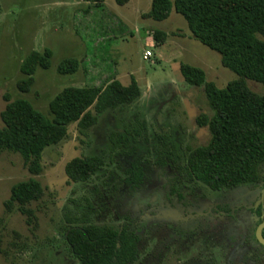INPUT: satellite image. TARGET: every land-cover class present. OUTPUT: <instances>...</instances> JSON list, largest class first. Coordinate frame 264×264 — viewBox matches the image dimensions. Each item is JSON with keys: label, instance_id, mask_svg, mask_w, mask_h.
Wrapping results in <instances>:
<instances>
[{"label": "rangeland", "instance_id": "obj_1", "mask_svg": "<svg viewBox=\"0 0 264 264\" xmlns=\"http://www.w3.org/2000/svg\"><path fill=\"white\" fill-rule=\"evenodd\" d=\"M150 3L0 0V112L6 104L3 96L8 95L12 101L27 100L50 119L48 103L61 90L98 86L106 77H116L123 85L133 77L141 90L131 106L97 115L85 135L76 124L68 125L66 139L44 149L39 175H31L18 154L0 153V264H77L64 235L67 227L80 223L133 225L139 238L133 264H257L259 248L251 235L254 220L245 218L243 225L235 221L231 228L222 214L213 220L219 211L209 208L238 200L230 197L231 203L214 204L211 197L221 192L187 180L183 169L187 150L209 140L207 127H198L196 118L211 116V111L202 87L186 83L180 66L200 69L205 81L218 89L240 78L222 67L219 54L192 37L174 10L162 21L143 18ZM155 31L165 37L148 48L151 56L144 60L146 35L152 39ZM44 49L51 51L49 68L36 69L29 92H19L21 61L31 51ZM69 58L79 60L78 71L58 74L57 65ZM91 58L96 66H89ZM245 82L252 92L262 93L261 85ZM90 111L95 115L93 108ZM137 121L146 123V134L141 132L133 153L126 157L121 151L128 148H115L109 136ZM94 155L104 162L96 176L87 183L66 177L67 162ZM135 163L142 179L129 187L127 171ZM29 178L40 182L43 195L29 205L33 216L27 223L16 207L7 212L3 203L13 184ZM244 187L242 196L249 189L254 198L261 188ZM177 193L185 197L177 200Z\"/></svg>", "mask_w": 264, "mask_h": 264}, {"label": "trees", "instance_id": "obj_2", "mask_svg": "<svg viewBox=\"0 0 264 264\" xmlns=\"http://www.w3.org/2000/svg\"><path fill=\"white\" fill-rule=\"evenodd\" d=\"M84 1L95 5L104 2ZM115 1L118 5L128 2ZM172 10L183 17L192 37L219 54L222 67L240 78L218 89L205 81L200 69L180 66L186 83L202 87L211 111V116L200 114L196 118L198 127H207L209 140L205 145L187 150L183 166L185 177L216 191L255 184L264 175V0H151L149 11L142 17L162 21ZM164 37L161 32L152 34L155 45ZM50 57L51 51L44 49L31 51L21 61L19 72L23 78L16 83L19 92H29L36 69H48ZM79 67L77 59L69 58L57 65L56 72L70 75ZM246 80L261 85L262 93L252 92ZM140 95L133 77L128 85L110 77L99 86L64 88L48 103L50 119L34 110L27 100L12 101L4 95L6 104L0 112V153L18 154L27 171L33 176L39 175L44 149L65 140L68 125L76 124L78 131L85 135L96 124L97 115L131 106ZM146 127L144 121H137L120 133H111L109 139L115 148H128L121 153L129 157L141 132L146 134ZM143 139L147 142L145 136ZM103 166L102 158L96 155L74 158L65 164L64 173L71 182L87 183ZM127 173L125 183L129 187L141 182V169L136 163ZM42 195L40 182L29 178L11 186L10 196L3 206L7 212L16 207L28 223L33 216L29 205ZM262 210L264 214V207ZM64 238L77 264H133L138 257L139 238L135 227L129 223H122L118 228L80 223L67 227ZM260 253L264 259L262 246Z\"/></svg>", "mask_w": 264, "mask_h": 264}, {"label": "flooded vegetation", "instance_id": "obj_3", "mask_svg": "<svg viewBox=\"0 0 264 264\" xmlns=\"http://www.w3.org/2000/svg\"><path fill=\"white\" fill-rule=\"evenodd\" d=\"M244 186H251L254 188L261 187V188L256 193L255 198H254V196L252 194H250L251 190H249V189H247L248 192H247L246 196H242L241 192L244 193V189H245ZM208 189L211 190L210 188H208ZM235 189H237V190H235ZM188 190L191 191L190 189H188ZM226 190H228V191L232 190L233 194H227L226 195V193H225ZM233 190H235V191H233ZM211 191H216V190H211ZM216 192H221L222 194L221 193L215 194L216 198L211 197L212 199L216 200V201H214V204L221 205L223 203H231L232 199H230V197H234L238 201L234 205L223 204L222 206L217 207V208H213V207L209 208L212 210L214 209V210L219 211V212H215L213 214L214 215L213 220H219L220 218L218 215L222 214L224 219L226 220V222L229 221V223L226 225L227 228L233 227V223L234 224L236 222L238 223V221H239V223H241L243 225L245 218H247L249 221L254 220V223L256 224V226H255L254 232L251 235H252L254 242L256 243V245L259 248V251H258L259 257L257 260V264H263L264 259H263L262 254L260 253V246H262V245L257 241L256 236H255V231H256V228L258 227V225L264 219V214L262 212L263 211L262 209L264 207V175H263L262 180L255 183V184H241V185H238V186L233 187V188L219 190ZM176 196H177V200L185 197L182 194H178V193ZM219 201H221V202H219ZM214 204H212V205H214ZM223 207L226 210H224ZM203 215L206 216V214H203ZM216 217H218V218H216ZM249 230H251V228H249ZM263 230H264V227L261 229L260 235L264 239V237L262 236ZM255 258H257V257L255 256Z\"/></svg>", "mask_w": 264, "mask_h": 264}, {"label": "crops", "instance_id": "obj_4", "mask_svg": "<svg viewBox=\"0 0 264 264\" xmlns=\"http://www.w3.org/2000/svg\"><path fill=\"white\" fill-rule=\"evenodd\" d=\"M130 0H128V2H129ZM104 3V2H103ZM103 3H102V5H103ZM95 5V4H94ZM150 33H152V31H150ZM149 34V33H148ZM147 36V38H145V48H147L146 50H148V48H150L151 46H153L154 45V41H153V39H151L150 37H148V35H146ZM93 59L91 58L90 60H89V66H91V67H93V66H96L95 65V63H93V61H92ZM79 61V60H78ZM85 61H87V56H86V59H85ZM107 78H110V77H106V78H104L103 80H105V79H107ZM115 79H117L116 77H114ZM91 80L93 79V77H91L90 78ZM130 79H131V77H130ZM102 80V81H103ZM118 80V79H117ZM100 85V84H99ZM98 85V86H99ZM141 91V90H140Z\"/></svg>", "mask_w": 264, "mask_h": 264}, {"label": "water", "instance_id": "obj_5", "mask_svg": "<svg viewBox=\"0 0 264 264\" xmlns=\"http://www.w3.org/2000/svg\"><path fill=\"white\" fill-rule=\"evenodd\" d=\"M263 227H264V219L262 220V222L256 228L255 236H256L257 241L264 247V239L260 235V231H261V229Z\"/></svg>", "mask_w": 264, "mask_h": 264}, {"label": "built area", "instance_id": "obj_6", "mask_svg": "<svg viewBox=\"0 0 264 264\" xmlns=\"http://www.w3.org/2000/svg\"><path fill=\"white\" fill-rule=\"evenodd\" d=\"M150 56H151V52L149 50H145L143 54V59L147 60L150 58Z\"/></svg>", "mask_w": 264, "mask_h": 264}]
</instances>
